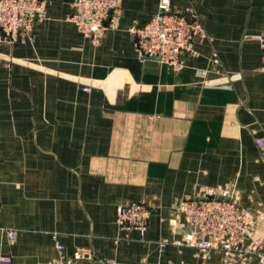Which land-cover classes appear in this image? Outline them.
<instances>
[{
    "label": "crops",
    "instance_id": "0c3cea01",
    "mask_svg": "<svg viewBox=\"0 0 264 264\" xmlns=\"http://www.w3.org/2000/svg\"><path fill=\"white\" fill-rule=\"evenodd\" d=\"M45 1L32 42L0 44V257L46 264L59 255L55 236L65 256L88 260L221 264L218 251L202 259L161 246L182 237L163 218L178 200L227 185L242 209L264 212L254 144L264 132V63L246 38L264 31V0H168L174 12L191 8L206 33L180 72L140 62L128 32L161 0L123 1L98 45L69 21L74 0ZM206 68L203 83L195 70ZM131 201L152 211L144 233L117 224V206Z\"/></svg>",
    "mask_w": 264,
    "mask_h": 264
},
{
    "label": "built area",
    "instance_id": "2783aa9c",
    "mask_svg": "<svg viewBox=\"0 0 264 264\" xmlns=\"http://www.w3.org/2000/svg\"><path fill=\"white\" fill-rule=\"evenodd\" d=\"M126 0H74L73 14L69 21L84 37L98 45L107 30L115 29L121 16L122 2ZM48 3L45 0H0V44L12 45L25 39L33 41L31 32L34 23L46 19ZM128 32L134 39L138 59L144 62L156 58L173 72L185 68L186 58H197L195 40L203 41L206 33L203 25L191 8L181 13L171 10L168 0H161L156 13L142 25H133ZM247 39L259 43L264 63V31ZM214 68L220 67L216 54L210 59ZM209 70L197 69L196 75L205 83ZM217 72V71H216ZM228 79V75H224ZM257 150L264 154V132L254 138ZM238 191L231 185L217 188L197 197L180 199L163 221L171 232H180L179 240L163 241L161 246L172 244L189 247L202 259L218 251L221 264H246L256 257L264 264V212H250L238 204ZM152 216L150 207L144 202L131 201L116 208V221L120 227L136 229L144 233ZM9 241L15 232L3 229ZM57 258L46 264H117L83 259L79 253L65 256L63 246L56 237ZM0 264H11L8 256L0 257Z\"/></svg>",
    "mask_w": 264,
    "mask_h": 264
},
{
    "label": "water",
    "instance_id": "95a60500",
    "mask_svg": "<svg viewBox=\"0 0 264 264\" xmlns=\"http://www.w3.org/2000/svg\"><path fill=\"white\" fill-rule=\"evenodd\" d=\"M151 59H153V60H157L156 58H151Z\"/></svg>",
    "mask_w": 264,
    "mask_h": 264
}]
</instances>
